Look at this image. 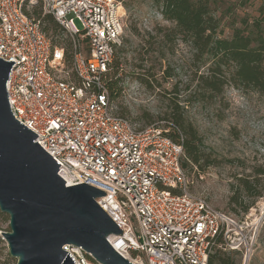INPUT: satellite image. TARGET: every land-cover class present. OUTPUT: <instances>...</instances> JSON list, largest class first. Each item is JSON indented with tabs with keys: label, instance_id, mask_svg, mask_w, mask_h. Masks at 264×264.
I'll return each instance as SVG.
<instances>
[{
	"label": "built area",
	"instance_id": "built-area-1",
	"mask_svg": "<svg viewBox=\"0 0 264 264\" xmlns=\"http://www.w3.org/2000/svg\"><path fill=\"white\" fill-rule=\"evenodd\" d=\"M34 7L67 32L74 80ZM124 15L118 0H0V58L14 62L6 82L10 112L59 164L66 187L84 183L105 193L96 202L121 230L107 241L124 260L209 264L219 249L247 264L257 235L249 213L234 218L190 192L183 147L163 122L139 128L113 112L105 78L122 46ZM62 249L75 264H98L79 247Z\"/></svg>",
	"mask_w": 264,
	"mask_h": 264
},
{
	"label": "rangeland",
	"instance_id": "rangeland-1",
	"mask_svg": "<svg viewBox=\"0 0 264 264\" xmlns=\"http://www.w3.org/2000/svg\"><path fill=\"white\" fill-rule=\"evenodd\" d=\"M118 1L125 15L121 65L115 75L122 89L111 101L114 113L126 110V117L141 127L146 125L141 119L143 114L152 117L149 124L166 122L171 102L177 103L178 112L198 131L213 160L203 171L195 166L184 169L192 181L190 192L237 219H242L244 212L230 200L236 198L242 207L249 206L248 223L256 225L257 235L247 264H264V96L252 89L226 86L222 95L199 101L196 79L205 67L198 69L201 63L193 59L188 44L161 43L158 29L170 27L171 23L163 19L156 1ZM209 7L219 20L223 36L235 28L250 27L255 21L264 35V0H209ZM71 22L82 31L78 18ZM64 69L68 70L67 64ZM145 71L154 74L151 89L137 79ZM239 178L251 182L259 196H247L239 186ZM8 231V222L0 218V264H16L1 234Z\"/></svg>",
	"mask_w": 264,
	"mask_h": 264
},
{
	"label": "water",
	"instance_id": "water-1",
	"mask_svg": "<svg viewBox=\"0 0 264 264\" xmlns=\"http://www.w3.org/2000/svg\"><path fill=\"white\" fill-rule=\"evenodd\" d=\"M13 61L0 58V212L8 216L2 237L16 264H75L65 245L81 248L98 264H131L108 243L121 230L96 199L103 191L65 186L57 164L16 121L6 82Z\"/></svg>",
	"mask_w": 264,
	"mask_h": 264
},
{
	"label": "trees",
	"instance_id": "trees-1",
	"mask_svg": "<svg viewBox=\"0 0 264 264\" xmlns=\"http://www.w3.org/2000/svg\"><path fill=\"white\" fill-rule=\"evenodd\" d=\"M155 1L163 19L171 23L170 27L158 29L157 33L161 38V43L173 45L179 41L188 44L193 51V59L201 63L198 69L205 67V72L196 79L197 89L200 90L196 93L199 101L222 95L226 86L252 89L264 96V35L259 22H252L250 27L235 28L228 36H223L222 30L219 29V20L212 15L210 10L209 0ZM32 14L40 20L41 29L49 38L51 49H62L64 65L67 64L68 67V70H64L69 78L74 80L73 48L67 32L52 16L42 15L38 7L32 9ZM132 30L136 31V28L133 27ZM122 52V47L116 49L105 78L110 101L115 99L122 89L119 85L120 80L115 78L116 73L120 71L119 55ZM153 77L154 74L145 71L139 74L137 79L147 89H151ZM178 109L177 103L172 101L170 114L165 117L166 122L162 121L163 127L169 129L171 138L183 147V169L187 166H195L203 171L213 163L211 153L205 150L198 131L178 112ZM127 113L122 109L119 114H114L129 120L126 117ZM141 119L146 121V125L138 126L139 128L152 125L149 124L152 117L148 114H143ZM238 182L247 196H259L254 191L251 182L241 178ZM231 203L240 206L244 214L249 212L247 211L249 206L242 207L236 198H232ZM0 218L5 222L9 221L8 216L1 212ZM240 261L239 253L227 254L219 249H216L209 257V264H239Z\"/></svg>",
	"mask_w": 264,
	"mask_h": 264
},
{
	"label": "bare ground",
	"instance_id": "bare-ground-1",
	"mask_svg": "<svg viewBox=\"0 0 264 264\" xmlns=\"http://www.w3.org/2000/svg\"><path fill=\"white\" fill-rule=\"evenodd\" d=\"M120 12H123L122 8H120Z\"/></svg>",
	"mask_w": 264,
	"mask_h": 264
}]
</instances>
